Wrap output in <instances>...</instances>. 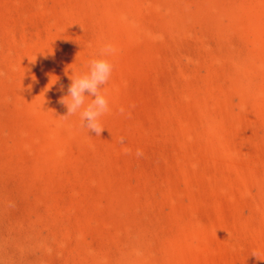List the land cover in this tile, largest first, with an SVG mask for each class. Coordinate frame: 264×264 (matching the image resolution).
<instances>
[{
  "label": "rangeland",
  "instance_id": "obj_1",
  "mask_svg": "<svg viewBox=\"0 0 264 264\" xmlns=\"http://www.w3.org/2000/svg\"><path fill=\"white\" fill-rule=\"evenodd\" d=\"M0 264H264V0H0Z\"/></svg>",
  "mask_w": 264,
  "mask_h": 264
},
{
  "label": "clouds",
  "instance_id": "obj_2",
  "mask_svg": "<svg viewBox=\"0 0 264 264\" xmlns=\"http://www.w3.org/2000/svg\"><path fill=\"white\" fill-rule=\"evenodd\" d=\"M116 51L114 46L106 44L98 56L89 60L86 71H72L67 95L62 96L59 101L67 109L65 117L79 114L82 126L97 136L105 129L100 118L110 112L109 100L102 91L113 71V65L107 57L114 55ZM120 112L123 114V108ZM119 142L123 144L124 138L121 137ZM140 155L142 152L137 150V156Z\"/></svg>",
  "mask_w": 264,
  "mask_h": 264
}]
</instances>
